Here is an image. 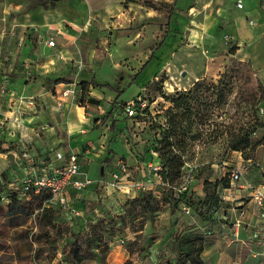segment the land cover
<instances>
[{"label":"rangeland","instance_id":"374dc122","mask_svg":"<svg viewBox=\"0 0 264 264\" xmlns=\"http://www.w3.org/2000/svg\"><path fill=\"white\" fill-rule=\"evenodd\" d=\"M233 1L0 0V188L9 190L24 174L18 140L23 139L29 150L33 145L31 153L40 151L34 141L51 145L42 137L49 108L40 97L30 95V89L36 91L40 85L51 89L54 79L60 77L62 83L71 80L79 102L82 80H108L112 86H101L104 93H92L98 87L90 85L84 104L102 118L118 90L123 89L119 99L124 102L114 113L119 132L108 128V122L89 128L88 137L94 139L108 128L106 140L113 139L112 152L108 154L107 148L102 160L92 157L89 163L80 157L82 170L95 183L79 192L68 188V206L82 208L73 219V227L88 228L90 221L118 217L125 212L129 199L152 190L161 199V210L152 219L147 217L142 233L128 226L109 238V264H122L129 258L136 264H165L175 258V239L194 235L205 238V264H264V243L257 241L264 237L262 223L257 221L263 218L264 209L250 197L243 198L248 197V190L240 187L241 182L229 177L231 189L220 191L223 205L214 212H207L200 202L205 195V179L214 182L225 172L229 176V169L248 159L254 163L248 164L247 178L254 174L260 179L264 170V126L259 125L264 120L260 111L264 100L254 106L244 101L239 94L242 82L235 76L244 63L264 85V25H260L264 24V0H260L263 5L257 9L258 16L251 13L244 17L233 14ZM240 10L235 7V14ZM56 24L77 29V38L69 43ZM50 39L56 45L49 47L46 40ZM37 47L49 58L53 54L58 59L59 66L64 67L59 76L38 80L39 75L31 72L27 62L39 52ZM62 49L65 55L59 53ZM17 77L35 85L21 92L24 82L21 87L9 83ZM180 93L190 94L192 106L173 105L169 98ZM97 96L99 105L88 102L89 97ZM132 100L136 113L125 116L126 102ZM238 130L250 134V144L242 151L229 146L231 134ZM165 135L170 136L183 160L180 176L173 181L156 178L146 168L158 158L157 148ZM146 180L153 183V189L141 190L134 184ZM190 193L191 206L183 203ZM171 195L181 198V204ZM240 201L247 210L240 230V236L248 240L243 245L234 240L233 233ZM3 204L7 206L8 201ZM247 224L258 230L252 240L244 228ZM37 229L34 214L14 213L9 217L1 213L0 264H29L34 259L38 264H65L60 253L49 260L45 259L47 251L36 255L39 242L30 234ZM84 264H96V260Z\"/></svg>","mask_w":264,"mask_h":264},{"label":"trees","instance_id":"16d2710c","mask_svg":"<svg viewBox=\"0 0 264 264\" xmlns=\"http://www.w3.org/2000/svg\"><path fill=\"white\" fill-rule=\"evenodd\" d=\"M151 61L149 58L141 67L143 70ZM255 72L247 64H242L237 68L235 76H237L242 85L240 87V97L248 104L254 106L258 101L264 100V85L258 82L255 78ZM64 80L60 77L54 79V83H60ZM68 82H71L68 81ZM81 95L79 104L85 106V94L90 85L93 87L112 85L109 82H98L91 80H82ZM123 89L118 90L116 96L110 103V109L102 116L95 117V126H101V123H109V128L119 132V119L115 116V110L124 102L119 99ZM172 103L176 107L189 108L192 106L191 96L189 93H180L177 97H171ZM88 102L99 105L101 100L95 97H89ZM128 102H126L127 104ZM259 125L264 126V120L259 121ZM256 132V131H254ZM264 137V136H263ZM111 141L108 145V153L112 152ZM249 132L238 130L232 133L229 139V146L232 150L242 151L243 148L249 146ZM158 158L155 163H160L162 166L163 179L173 181L180 176L183 167L181 155L176 152L170 136L165 135L161 140V145L158 146ZM151 155V154H150ZM248 157V156H247ZM249 158V157H248ZM108 159V156L105 160ZM25 174V171H24ZM20 176L18 183L12 184L9 190L0 188V214L5 213L7 216L19 213L24 216L35 215L38 221V229L32 231L30 236L33 241L39 242V246L35 249V253L39 256L42 252L47 251L45 256L49 260L56 253L61 254L60 260L65 264H84L89 259H95L96 264H109L107 262L108 255L112 249L109 238H113L125 231L126 227L130 226L132 231L142 233L147 217L151 219L162 208L161 199L155 191H148L143 195L135 196L126 202V209L123 214L118 217L99 218L96 221H90L88 228L75 229L73 227V219L78 216L73 213L74 209L80 210L81 206H68V211L63 212V206L59 201L53 202L51 192L47 189H41L35 193L29 191L24 193L21 189ZM17 177V176H16ZM230 186L229 176L225 175L220 179L212 180L205 179L203 189L205 195L200 202L207 207V212H213L223 205L220 197V191ZM74 191V190H73ZM187 195V194H184ZM171 197H174L171 195ZM175 203L181 204V198L177 200L174 197ZM8 201L7 206L3 202ZM37 202L36 207L32 204ZM192 205V194H188V201L183 202ZM176 204V205H177ZM62 211V213H61ZM56 214L54 216L53 214ZM95 219V218H92ZM211 219V216H209ZM206 247L205 238L203 235H194L186 238L175 239L173 249L175 252L174 260H168L165 264H205L203 253ZM262 250H259V253ZM29 264H38L37 259H34ZM123 264H136L131 258L127 259Z\"/></svg>","mask_w":264,"mask_h":264},{"label":"crops","instance_id":"0c3cea01","mask_svg":"<svg viewBox=\"0 0 264 264\" xmlns=\"http://www.w3.org/2000/svg\"><path fill=\"white\" fill-rule=\"evenodd\" d=\"M262 5L263 3L260 0H244V7L241 8L242 10H240V12L235 14L234 8L237 6L234 0L232 10L233 14L236 17H244L245 14L256 13L257 9H262ZM255 15L258 16L259 14L256 13ZM253 21L255 22V20ZM56 25L58 31L66 37V40L69 43H72L74 41V38H77V29H70L68 27L66 28L65 24V28H63L62 26H58V24ZM260 25L262 26L264 24ZM37 49L39 52L34 53L30 58V61L27 62V66L31 67V72L39 75L38 80H42L43 77H52L54 79L57 75L59 76L64 67H62L61 65L59 66L58 59H56L53 54L50 56L51 58H49V56H46V54L42 52L40 48L37 47ZM54 50H56V48H53V51ZM60 52L61 55H65L63 54V49L60 50L59 53ZM106 81L108 82V80ZM21 82L25 83V85H23V88H19L21 89V92H23L24 87L30 88V86L32 87L33 85H35L33 81L29 84L26 83L27 78L24 77H17L16 81H11L9 83L21 87ZM72 84L73 83L71 82H60L54 84L51 89H48L43 85H40V87H38L36 91L34 90V87L30 89V95H32L33 97H40L44 104L49 108V114L47 115L48 123L45 126L44 135H42V137H44L47 143H50L51 145H47V147L46 144L42 142L40 143L39 141H34L35 147H37L41 152L46 150H60L67 154L77 153L80 157L88 159V163L93 158L102 160L106 156L107 148L109 145V141L106 140V138L109 139V135H107L109 127L103 129L102 126L103 130L100 133L98 139L88 137L89 128L92 127L93 129V127L95 126L94 118L97 117V115L93 112L94 110H92L90 106H81L79 104V102L76 100V89L74 90V87L71 86ZM67 89L70 90V93L64 94L63 92ZM32 90L34 91L32 92ZM92 93H104V89L102 87H98V89L93 88ZM97 97L99 98L100 96ZM29 107L32 110L37 109V107ZM31 135L37 137L38 133H32ZM83 141H85V143H83ZM57 144H60L62 147L57 148ZM82 167L83 163L81 165V169ZM262 176L263 174L260 173V179H256L253 174L250 176V179L253 182L258 183L262 180ZM244 228H246L249 237V232L252 231V228L248 227V224L244 225Z\"/></svg>","mask_w":264,"mask_h":264},{"label":"built area","instance_id":"2783aa9c","mask_svg":"<svg viewBox=\"0 0 264 264\" xmlns=\"http://www.w3.org/2000/svg\"><path fill=\"white\" fill-rule=\"evenodd\" d=\"M236 6L238 8L244 7V0H235ZM251 24L254 23L253 20L250 21ZM49 46L56 45L54 39L46 41ZM64 94L70 93V90L67 89L63 92ZM136 102L130 101L126 104L124 109L125 116L133 115L136 113L137 108L135 107ZM145 105V104H143ZM144 109V107H143ZM261 113H264V106H260ZM14 134V132H12ZM19 151H21V160L22 164L25 163V174L20 179L19 183L21 184V189L24 193L29 191H34L35 193L40 192L41 189H47L51 192L52 198L59 201L64 209H68V198L67 190L71 188L72 190L79 192L88 186H91L95 183L93 178L85 173L81 169L80 156L77 153H65L60 150H46L38 151V153H31L32 148L29 150V147L25 144L23 139L18 140L16 144ZM31 146V145H30ZM252 159L245 160L244 164H238L233 168L229 169V177L233 182H241V188L248 190L247 196L243 198H249L253 203L259 208L264 209V170L261 172L263 174L262 180L258 183L253 182L250 177L247 178V170L249 168L248 164H253ZM146 168L150 174L156 178L163 179L161 170L162 166L160 163L148 162ZM226 175V172H225ZM114 177L116 180L119 178V174L115 173ZM102 183V179L99 180ZM135 186L141 190H151L154 185L150 180L145 182H135ZM231 189V186L225 187L221 192H226ZM223 199L226 196H222ZM232 197V196H231ZM231 203V202H230ZM237 207H239V217L236 218L234 223L233 233L236 236L234 240L239 241L240 243L246 244L248 240L242 238L240 235L241 227H243L242 217L246 214L247 210L245 209L244 202H238ZM184 208H188L186 205ZM75 215H80L79 210H73ZM258 223L263 226L264 229V210L263 218L258 219ZM250 240L256 238L258 233L257 228L252 229L249 232ZM258 243H264V237L257 240Z\"/></svg>","mask_w":264,"mask_h":264}]
</instances>
